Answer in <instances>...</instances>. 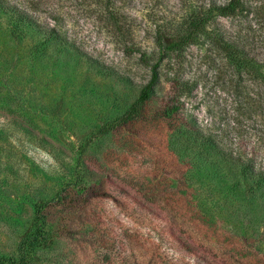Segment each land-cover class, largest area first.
<instances>
[{"label": "rangeland", "instance_id": "rangeland-1", "mask_svg": "<svg viewBox=\"0 0 264 264\" xmlns=\"http://www.w3.org/2000/svg\"><path fill=\"white\" fill-rule=\"evenodd\" d=\"M1 1L74 48L57 54L28 27L14 38L0 10V264L27 238L36 241L27 264H264V191L251 194L182 133L192 121L264 154L256 86L210 40L222 33L261 53L264 0H244L245 13L216 18L161 62L142 113L106 134L150 75L122 52L109 11L128 15L134 43L151 48L157 25L174 29L194 6L226 0ZM169 97L181 103L172 120L157 115ZM36 216L41 234L29 232Z\"/></svg>", "mask_w": 264, "mask_h": 264}, {"label": "trees", "instance_id": "trees-1", "mask_svg": "<svg viewBox=\"0 0 264 264\" xmlns=\"http://www.w3.org/2000/svg\"><path fill=\"white\" fill-rule=\"evenodd\" d=\"M0 10H3L6 15L11 14L14 28L12 35L14 38L23 37L24 32L21 29L22 27H28L29 30L37 32L42 37L43 42H55L58 46L57 54H62L74 48L69 40L59 34L55 27L38 22L36 18L21 10L20 7L15 5L6 6L0 0ZM246 11L247 7L244 0H226L220 4L211 2L208 7L204 5L194 6L186 16L180 17L179 20L181 21L174 29L157 25L153 31V46L151 48L134 43L130 31L131 26L126 25L124 27L122 24V20L130 19L128 15L120 14L119 16L109 11V20L123 40L121 41L123 45L122 52L127 56L138 54L140 63L149 68L150 75L136 100L120 116L108 122L100 132L106 134L134 120L142 113L143 107L153 93L154 86L158 81V68L161 62L193 45L199 36L207 32L216 18L234 17ZM260 29H264V24ZM210 40L221 53L235 59V64L239 68L237 75H246L251 84L256 86L255 94L257 98L254 100V106L259 111L260 116V119H258L257 142L264 143V47H262L261 53H251L241 47L235 38L225 37L222 33L211 34ZM261 42L264 44V36ZM76 50L78 51V48ZM178 85L179 83L174 81L173 86ZM180 109L181 103L177 99L169 97L164 102L163 109L157 115L172 120L177 117ZM185 127V129H182V133L193 136L217 154L222 168L233 170L251 194L264 191V154L260 152V147L257 145L248 146L243 139H232V137L227 138V135L219 136L205 133L192 121L185 124ZM37 217H35V221L29 230L32 234H41V225L37 224ZM35 248V240L29 238L21 240L17 248L18 258L12 260L10 264H27L29 257H31L30 253Z\"/></svg>", "mask_w": 264, "mask_h": 264}]
</instances>
